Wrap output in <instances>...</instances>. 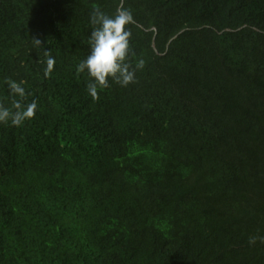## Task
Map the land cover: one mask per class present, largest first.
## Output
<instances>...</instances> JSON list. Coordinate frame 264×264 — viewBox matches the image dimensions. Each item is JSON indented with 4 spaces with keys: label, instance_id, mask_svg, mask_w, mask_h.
<instances>
[{
    "label": "trees",
    "instance_id": "1",
    "mask_svg": "<svg viewBox=\"0 0 264 264\" xmlns=\"http://www.w3.org/2000/svg\"><path fill=\"white\" fill-rule=\"evenodd\" d=\"M96 6L145 66L93 99ZM7 78L38 108L0 123V264H264V0H0Z\"/></svg>",
    "mask_w": 264,
    "mask_h": 264
},
{
    "label": "clouds",
    "instance_id": "2",
    "mask_svg": "<svg viewBox=\"0 0 264 264\" xmlns=\"http://www.w3.org/2000/svg\"><path fill=\"white\" fill-rule=\"evenodd\" d=\"M90 23L93 26L89 37L90 54L77 65V73L87 71L90 82L86 85L88 94L98 98L100 90L109 86V80L127 87L136 81V72L143 69L145 60L135 58L131 47L132 32L128 27L135 23L131 10L120 7L114 15H108L96 6L93 8ZM35 45H42L41 40L33 38ZM45 76H49L56 64V60L49 52H45ZM130 57L135 58L134 63ZM9 95L14 97L11 106H5L0 101V123L11 122L12 126L20 127L25 121L34 118L38 108L36 100L25 103L27 96L24 81L7 78ZM15 97H18L16 99ZM255 243V239H250Z\"/></svg>",
    "mask_w": 264,
    "mask_h": 264
}]
</instances>
